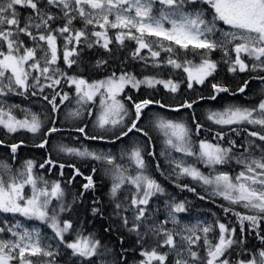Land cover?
<instances>
[{
    "label": "snow or ice",
    "instance_id": "1",
    "mask_svg": "<svg viewBox=\"0 0 264 264\" xmlns=\"http://www.w3.org/2000/svg\"><path fill=\"white\" fill-rule=\"evenodd\" d=\"M126 41L135 45L130 52L132 60L158 73L167 69L168 78L138 76L126 69L95 80L80 74L85 50L101 48L112 56L127 47ZM217 53L219 59H214ZM108 65L109 60L102 58L95 67ZM221 65L234 77L246 74L247 78L233 89L216 79ZM253 80L264 84V0H0V131L43 137L61 131L55 119H42L40 113L10 100L13 96L39 97L51 106V113H58L60 105L71 98L63 90L67 86L78 106L69 117L95 114V127L100 130L90 135L84 124L76 126L75 132L100 141L110 137L113 142L122 140L130 133L146 138L143 146L126 152L128 166L117 163L110 154L60 147L67 155L111 166L113 215L135 235L142 257L139 264H264V98L253 106L230 103L209 110L205 117L208 125L201 122L194 108L202 100L217 101L223 94L246 95ZM182 85L189 91L205 85L210 90L207 96L183 98ZM158 86L174 103L151 94L137 100L126 92L157 90ZM97 104L98 111L93 113ZM152 106L177 113L191 110V126L182 120L155 117L154 126L165 137L167 148L182 154L169 161L168 177L175 176L177 181L189 177L206 186L209 199L219 197L227 202L220 207L225 215L236 218L235 226L220 220L182 223L178 214L188 211L187 201L171 197L164 200L163 213L152 206L154 198L167 195L149 174L145 159L155 153L146 151L152 138L140 124L145 110ZM45 119L51 127H45ZM202 133L211 134L212 139H193ZM48 143L42 138L35 146L44 148ZM23 144V140L6 144L0 139V145L10 148L13 157ZM233 161L240 166L235 175L218 167ZM198 163L214 174L206 175ZM46 166L54 167L55 162L47 159L37 165L27 160L16 172L2 165L6 172L0 174V264H60V257L66 254L72 264H97L96 258H103L108 250L94 234H85L71 219L63 218L72 207L59 181L50 182L37 173V167ZM59 167L63 175L65 165ZM68 167L82 175L74 164ZM85 179L84 190H94L92 176ZM176 186L195 192L187 184ZM91 211L93 216H103L99 206ZM16 217L39 221L53 235L48 237ZM249 235L260 241L262 247L257 251L247 249Z\"/></svg>",
    "mask_w": 264,
    "mask_h": 264
},
{
    "label": "trees",
    "instance_id": "2",
    "mask_svg": "<svg viewBox=\"0 0 264 264\" xmlns=\"http://www.w3.org/2000/svg\"><path fill=\"white\" fill-rule=\"evenodd\" d=\"M126 44V48L115 51L112 56H109V54L104 52L101 48L88 49L84 51L82 54V71L80 74L89 80H95L104 78L106 75L111 74L113 70L119 72L126 69L136 73L138 76L160 74L163 78H168L169 70L165 69L158 73L157 70L150 67L145 69L142 62L132 60L130 52L133 50L135 45L130 41H126ZM111 47L115 48V45H112ZM102 58L108 59L109 65L107 67L96 68V61ZM196 59L198 60V58ZM246 78V74H240L235 76L234 80L237 85H240L242 80ZM226 81L229 83L228 79H226ZM65 87L66 86L63 87L64 91L72 93V89H65ZM257 89L258 88H256V90ZM209 90L208 85L197 86L195 91H189L183 85L181 88L183 98L192 99H195L200 95L207 96ZM126 92L128 95H132L133 98L137 100L145 98L147 95L151 94L156 99L164 100L168 103H174L170 94H168L162 86H158L157 90L141 88L139 92L134 89H126ZM46 93L51 94L49 90H47ZM225 95L230 96L228 94ZM14 97L24 104L33 103L43 106L45 111L42 114V119L46 117L55 119V126L60 128L61 131L52 133L47 137H43L41 135L33 136L30 133L5 135L2 131H0V139H4L6 144L18 143L20 140L24 141V144L18 149L14 160L7 159V161L11 163L14 168L19 169L27 160H33L37 165H39L47 159H52L55 162L54 167L49 168L46 166L44 169L37 167L36 171L50 182L59 181L61 183L65 192V200L72 207L70 212H65L63 214V218L71 219L74 222V226L78 230H83L85 234L92 233L99 238L108 250L105 257L114 259L115 264H139L142 257L140 256V245L136 243L135 235L129 233L127 229L123 228L119 219L113 215V203L110 198V188L112 184V175L110 172L111 166L107 165L104 161L83 159L67 155L60 151V147H75L78 145V142H83V145L90 151H94V149L98 147L106 148L113 146L128 151L133 146H143L146 138L139 133H130L128 137H124L122 140H115L114 142V138L111 137L109 140L105 141L86 139L82 134L74 131L76 126H83L84 124H87L86 131L90 135L96 134L100 130L95 127L93 116L89 117L87 113H84L81 119L69 117L68 113L78 107L75 100L72 98V94H70V100L65 101L64 104L60 105V111L58 113H51V106L39 97H29L28 99L18 96ZM177 99H180V96H178ZM229 102L232 101L222 102L220 99L217 101L202 100L198 105L194 106V108L196 115L199 117L201 122L208 125L209 122L205 119L207 112L209 110L222 109L225 105L230 104ZM126 103L128 102L126 101ZM130 106L131 105L129 104V107ZM157 115L163 116L167 119L178 121L182 120L191 126V121L189 119L191 110H181L177 113L168 109H161L158 106H152L150 109L145 110L140 126L147 130L152 138L146 151H152L155 153L154 156L145 155V159L149 163V174L156 178V180L174 196L180 195V200L187 201L191 211L200 209L212 212L221 222L232 223L233 226H235L234 219L236 218L230 214L225 215L220 207L221 204L227 206L226 201H223L219 197L209 199L208 197L210 196H208L205 190L202 189V186L204 185H200V183L193 181L191 178H181L177 181L174 176L171 178L168 177L166 159L165 156L161 154L164 150L165 137L154 126V120ZM51 126L50 120L45 119V127L47 128ZM212 127L215 131L216 126ZM42 138L48 139V145L44 148L36 147L35 145L38 144ZM203 138L211 140L212 135L202 133L199 137L193 136V139L196 141ZM0 149H2L1 145ZM60 164L65 165L63 175H61V169L59 167ZM72 164L80 170L82 175H76L75 169L68 167V165ZM157 164L160 165L159 169L156 167ZM93 169H95V171H93ZM225 170L231 171L233 169L229 164L226 165ZM87 176H92L95 183L94 190H84L83 185L87 183V180L85 179ZM166 177L169 181L166 180ZM166 182H168L170 186H168ZM177 183L181 185L187 184L189 187L195 188V192L188 191L187 189L182 190V188L176 186ZM172 185L174 187H172ZM178 188L180 189L177 190ZM81 193H83L82 196ZM124 194H126V192ZM200 196H205L206 198L201 200L199 198ZM94 201H99V204H94ZM96 206H99L103 210V216L92 215L91 210ZM237 210L240 211L238 208ZM105 229H110V231H105ZM121 238H123V244L120 243ZM260 247H262L260 241L253 235H249L247 237V249L249 252L256 251V248L258 250Z\"/></svg>",
    "mask_w": 264,
    "mask_h": 264
},
{
    "label": "rangeland",
    "instance_id": "3",
    "mask_svg": "<svg viewBox=\"0 0 264 264\" xmlns=\"http://www.w3.org/2000/svg\"><path fill=\"white\" fill-rule=\"evenodd\" d=\"M214 59H219V54L218 53L215 54ZM225 77H227V79L230 80L229 83L227 81H225ZM216 79H219L220 81L229 84L233 89H235L238 86L235 83L234 76L232 74L228 73L226 71V68L223 65H221L220 70H219V72L217 74ZM257 82H258V80H256V84L254 83V86H251L249 84V90L246 92V95L245 94H241L242 95V97H241V103H245L247 100L252 99V95H254L256 93L255 92L256 88H258L256 90L257 92L264 90V88H263V86L261 84H258L257 85ZM250 83H251V81H250ZM257 86H259L260 88L257 87ZM67 88L68 87L66 86L65 89H67ZM45 91H47V89ZM69 94H72V98L75 100V97H74V94H73V90H72V93H69ZM262 98H264V96ZM218 99H220L222 102H224V101H232V102H229V103L239 104V103H237L236 99H233L230 96H226L225 94H223L222 98H218ZM10 102L20 104L22 107L30 108L31 110H33L35 112H38L41 115L43 114V110H42V108L40 106L31 105V104H24L20 100H17L14 96L11 97ZM98 108H99V105L97 104L93 108V113L97 112L98 111ZM93 121H94V124H95V114L93 115ZM78 145H80V146L83 145V142H78ZM76 148H78V147H76ZM80 149L81 150H84L85 149V146H84V148H80ZM165 150L166 151H165V155L164 156H165L166 163H167V168L166 169H167V173H169L170 170H171V167H172V165H170L169 161L172 158H180L182 154L176 153L173 150L168 149L167 146L165 147ZM94 152L103 153V154H110V155L116 157L117 163H121V164H123L125 166H128L129 165V161H128L127 156H126L127 150H122V148L115 147V146H113V147H106V148L105 147H98V148H95L94 149ZM186 159L188 160L189 163L192 162V158L191 157L186 158ZM0 165H1L0 166V174H4L6 172V170L2 167V165H4V163L2 161H0ZM230 165L232 166V169H233L231 171L230 170H225V167L226 166H218V167H220L221 170H223V171H228V172L230 171V173L232 175H235L237 172L240 171V166L237 165V164H235L234 161ZM196 166L198 168H200V170L202 172H204L206 175L207 174H214L210 168L205 167L202 163H198ZM22 167H23V165H22ZM20 169H15V170L12 169V171L13 172H16L17 170H20ZM181 178L184 179V178H189V177H181ZM166 180L169 181V179L167 177H166ZM166 183H167L168 186H170L168 182H166ZM173 185H172V187H174ZM200 185H202V184H200ZM179 189L180 188H178L177 190H179ZM202 189L205 190V192H206L207 195L211 196L210 190H208L206 188V186H202ZM26 191H30V190L29 189H26ZM166 193H167V195L165 197H161L159 200H157V199L154 198V200H153V205L152 206L154 208L155 207H159L161 209V212L162 213L164 211V200H166L169 197H171V198H174L175 201H177V202L182 201V200H180L181 199V196L180 195L174 196L167 189H166ZM53 203L55 204L56 202L54 201ZM187 207H188V211L187 212L178 214V216L182 220V223H185V224H195L198 221L212 223L213 221L218 220L217 216L215 214H213V213L206 212V211L200 210V209H196V210H192L191 211L190 208H189V204H187ZM238 209H240V208H238ZM240 211H243V209H240ZM2 218H3V216L0 215V219H2ZM159 218L160 219H163L164 218L163 217V214H161ZM9 219H12V217L9 216ZM16 219L21 220L23 223H25L26 226H28L30 228H38L43 234H46L48 237H51L53 235L51 229L50 228H47L45 225L41 224L39 221H33V222L25 221L23 217H16ZM256 251H257V248H256ZM68 259L69 258H68V255L67 254L64 255V256H62V257H60V264H72L71 260H68ZM96 262H97V264H114L115 261L112 260V259L106 258V257H103V258H99L98 257V258H96Z\"/></svg>",
    "mask_w": 264,
    "mask_h": 264
},
{
    "label": "bare ground",
    "instance_id": "4",
    "mask_svg": "<svg viewBox=\"0 0 264 264\" xmlns=\"http://www.w3.org/2000/svg\"><path fill=\"white\" fill-rule=\"evenodd\" d=\"M27 104H28V103H27ZM29 104H31V105H37V106H40L41 108L43 107V106H41L40 104H33V103H29ZM42 110H43V112L45 111L44 107L42 108Z\"/></svg>",
    "mask_w": 264,
    "mask_h": 264
}]
</instances>
